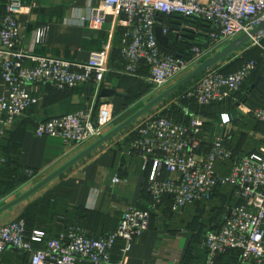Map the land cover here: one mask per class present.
Instances as JSON below:
<instances>
[{
  "label": "built area",
  "instance_id": "obj_1",
  "mask_svg": "<svg viewBox=\"0 0 264 264\" xmlns=\"http://www.w3.org/2000/svg\"><path fill=\"white\" fill-rule=\"evenodd\" d=\"M34 6L35 3L30 8ZM5 7L0 27V77L8 86V94L0 96V174L8 163L3 152L4 137L36 101L28 90L30 84L48 83L60 89L87 83L101 86L111 70L110 44L92 51L87 61L37 55L21 47L18 17L25 10L23 0H5ZM110 15L122 19L126 26L121 48L125 67L121 73L136 76L140 66L145 64L151 88L154 92H162L166 85L185 76L215 50L264 20V0H104L91 7L86 19L91 29L99 30ZM172 15L201 20L208 28L172 25L166 19ZM158 27L167 36L173 32L181 41L186 29L202 33L204 38L193 41L189 49L173 54L161 48L156 36ZM47 36L48 25L37 27V44L46 42ZM263 39L264 31L239 51L260 46ZM26 58L33 65H25ZM225 62L191 79L176 95V100L193 98L201 105L224 101L240 89L258 66V60L253 58L237 70L226 73L222 70ZM162 110L159 103L129 126V133L135 136L131 148L142 157V168L148 173L147 190L153 199L150 208L127 206L117 228L99 237L81 227L70 226L59 236L47 240L44 247L35 245L44 240L42 230L36 229L28 236L25 219H13L0 225V259L7 249L14 248L29 252L32 264L83 261L128 264L124 257L112 258L116 241L123 239V250L127 252L135 238L150 227L151 210H158L164 195L172 196V210L179 212L197 201L210 199L218 185L230 184L236 187L235 195L242 203L230 206L223 224L205 233L202 247L208 251V264H212L217 254L233 248L241 250L243 264H264V136L256 152L243 156L226 174H221L217 170L218 162L232 157V151L225 144L227 135L215 136L205 151L202 145L206 117L192 114L189 122L184 123L162 115ZM249 113L264 121V107L251 108ZM112 121L113 114L106 103L95 116L90 110L81 109L42 120L35 134L62 139L67 153L76 145L98 139ZM230 121L232 118L228 114L222 115L224 126L228 127ZM27 171L30 175L34 173L32 169ZM1 187L0 181V199Z\"/></svg>",
  "mask_w": 264,
  "mask_h": 264
},
{
  "label": "crops",
  "instance_id": "obj_2",
  "mask_svg": "<svg viewBox=\"0 0 264 264\" xmlns=\"http://www.w3.org/2000/svg\"><path fill=\"white\" fill-rule=\"evenodd\" d=\"M103 1L23 0L25 10L18 17L21 26V47L37 55L87 61L92 51L110 44L111 70L101 86L94 83L64 89L48 83H34L28 86L36 101L7 132L3 140V152L13 159V164L0 176L5 188L0 207L30 189L38 180L93 142L76 145L65 153L62 139L36 136L35 128L40 121L81 109L90 110L95 116L99 108L107 103L113 114V121L107 132L131 116L133 112L128 113L130 109H140L138 107L142 99L149 96L151 88L147 80L148 67L141 66L136 76L121 73L125 67L121 48L126 31L122 19L110 15L102 29L89 27L86 18L91 7ZM33 3L35 6L31 9ZM5 12V0H0V27ZM43 25H48L47 41L37 44L35 32L37 27ZM242 53L239 51L235 56ZM24 64L31 66L33 62L26 58ZM256 75V79L252 78V82L257 83L254 90L255 101L264 104V69L260 67ZM102 89H107L110 93L102 96ZM7 94L8 86L0 77V96ZM251 102L253 101L250 99L240 105H247V111L252 107ZM187 109V113L192 110ZM206 117L209 121L202 145L205 151L210 147L212 139L223 133L226 128L217 111ZM254 119L252 114L248 113L242 121L246 124L247 136L253 142L248 146L250 149L256 148L258 139L264 136V127L257 128ZM129 126L40 190L0 213V225L25 215L30 230L44 231L45 239L35 243L36 246L44 247L47 240L57 237L70 226H78L89 234L102 236L117 228L127 206L149 208L153 200L146 188L148 173L142 168V157L131 148L133 136L129 133ZM219 162L222 164L224 161ZM230 166L226 164L223 169L221 165L219 170H229ZM28 169H32L34 173L30 175ZM23 177H26V180L20 182ZM116 177L119 181H115ZM158 210L151 220L150 227L135 238L127 252L124 253L123 250L125 241H116L112 258L118 260L124 257L128 264H208L202 247L204 231L209 225L217 224L222 214L214 217L216 212L211 206L201 208L195 203L169 217ZM0 262L32 264L29 252L14 248L7 249L1 255ZM78 264L92 263L83 261Z\"/></svg>",
  "mask_w": 264,
  "mask_h": 264
},
{
  "label": "trees",
  "instance_id": "obj_3",
  "mask_svg": "<svg viewBox=\"0 0 264 264\" xmlns=\"http://www.w3.org/2000/svg\"><path fill=\"white\" fill-rule=\"evenodd\" d=\"M161 18L164 19L165 17L162 16ZM166 19L172 25L186 24V25H190V26H196L199 29H207L208 28V24H206L205 22H203L201 20L195 19V18H184V17H181L179 15H172V16L166 17ZM193 32L194 31L191 29H186L184 31L182 41L178 40L176 38V35H174L173 32H170L168 35L170 38V41H169L170 48H165L160 44L161 48L163 50L170 52V53H173V54H177L180 50H181L180 52H183L192 46L193 41L196 42V41H199L201 38H204V35L202 33L201 34H199V33L195 34ZM250 52L253 53V55L251 57H249L247 60L243 61L244 60L243 57L237 58L234 61L227 63V65H224V67L222 69L223 72L228 73V72H232V71L237 70L239 67H241L245 62H247L250 59L255 58L258 60V66H257L256 70L254 71L252 76L246 82H244L242 84V86L240 87V89L238 91L233 93L229 98H227L224 101H216V102H213L209 105H201L193 98H184V99H181L179 101V103L181 102V106L183 105V108H189L190 107L195 112L194 114H200V115L205 117V115H209V114L215 112V111L208 112L209 107H211L213 105H217V104L218 105L223 104V103L227 102L228 100H231L236 94H238L241 91V89L246 87L247 91L245 94L246 95L249 94V96L247 97V99L244 97L240 98L241 102H247L248 100L251 99V101H253V102H251V104H252L251 108L264 107V104H261V103L255 101L256 99H255L254 90L257 87V83L252 82V78L256 79V76H257L256 74L258 73L259 68L261 67L262 69H264V48L260 49L257 46H254V47H251V48L243 51V54L248 55ZM141 66H142V68H147V66L145 64H142ZM149 86L151 88L150 84H149ZM183 88H184V85H183ZM183 88L180 87L171 95H174L176 93L178 94ZM263 95H264V92H263ZM161 114L169 116L176 121L184 122V123H188L189 120L191 119V116H192L191 112L186 113V114H184V113L177 114L176 112H173L171 109H166V108L161 111ZM254 121L257 123V128L263 129L264 121H260L257 119L256 120L254 119ZM206 125H207V122H206ZM206 125H205V128H206ZM132 136L133 137H132L131 142H133V140L135 138L134 135H132ZM261 142H262V140L260 141V143L258 142L256 148L250 149V147H248V146H250V144L253 142H252L251 138L248 137L247 135H243L242 137H238V136L237 137H235V136L230 137L228 135L226 137L225 144L232 151V157L230 159L224 161L222 164L220 162H218V164H217L218 172H220L222 174L223 173L226 174L228 172V169L226 171H221V170H219V166L222 165V168L224 169L226 164L228 166L232 165L234 162L240 160L243 156L250 155V154L256 152L258 150ZM208 149H209V147H208ZM6 157L8 159V163L4 166L1 174L4 172V170H6V168L8 166H11L13 164V159L8 157V156H6ZM1 174H0V176H1ZM164 175L167 176V173ZM24 180H26V177L20 178V182L24 181ZM1 184H2V187H1V196H2L5 192V188H4L2 182H1ZM146 188H147V182H146ZM235 190H236L235 186H232L230 184H225V185L221 184L215 188L210 199L195 202V204L199 205L201 208H205L206 206H211L212 210L215 209L216 214L214 217H219L222 214L221 220H219L217 222V224H215V225H209L205 229L204 234L208 230L215 229V228L217 229L223 224L225 216L228 213V208L230 206L242 203V200L240 198L236 197ZM150 196H151V194H150ZM151 198H152V196H151ZM172 203H173L172 196L169 194L164 195L162 197L161 203L158 204V209H159L158 211L161 212L163 215L166 214V216H168V217L177 214L178 211L172 210ZM149 208H150V206H149ZM155 213H156V210H151V220L154 217ZM22 217L26 221L27 235L30 236L34 230H30L28 228V222H27L26 216L23 215ZM40 230H42V229H40ZM91 235H93V234H91ZM97 237H99V236H97ZM44 239H45V237H44ZM203 251L205 253V256L207 257L206 260L208 261V251L205 249H203ZM180 264H185V262H182ZM212 264H243L242 260H241V250L237 249V248H233V249H228L225 252L219 253L214 258Z\"/></svg>",
  "mask_w": 264,
  "mask_h": 264
},
{
  "label": "water",
  "instance_id": "obj_4",
  "mask_svg": "<svg viewBox=\"0 0 264 264\" xmlns=\"http://www.w3.org/2000/svg\"><path fill=\"white\" fill-rule=\"evenodd\" d=\"M262 31H264V20L259 22L255 28L249 30L248 32H244L240 34L233 40L221 46L213 54H211L207 58L200 61L189 73L183 76L180 80H178L176 83H174L173 85H171L170 87H168L167 89H165L164 91L160 92L158 95L150 99L145 105H143L140 109H138L135 113H133L127 119H125L120 124H118L111 130L101 135L98 139L93 141L90 145H88L86 148H84L82 151H80L78 154H76L66 163H64L63 165H61L60 167L52 171L50 174L43 177L40 181L34 184L30 189H28L24 193L18 195L15 199L11 200L10 202L0 207V213L11 208L12 206L16 205L17 203L23 201L24 199L28 198L29 196H31L32 194L40 190L42 187H44L46 184L51 182L54 178L62 174L64 171H66L68 168L73 166L75 163H77L81 159L88 156L91 152H93L95 149H97L102 144L106 143L113 135L118 133L120 130H122L126 126L130 125L137 118H139L142 114H144L148 110L157 106L165 98L170 96L172 93H174L181 86L189 82L191 79L203 73L207 69L221 63L223 60H225L226 58H228L235 52L239 51L241 48L248 45L251 42V40L255 36L259 35ZM156 36H157L159 43L163 47L170 48L169 37L163 34L162 29L160 27L156 28ZM109 93L110 91L107 89H102L101 91L102 96L108 95Z\"/></svg>",
  "mask_w": 264,
  "mask_h": 264
},
{
  "label": "rangeland",
  "instance_id": "obj_5",
  "mask_svg": "<svg viewBox=\"0 0 264 264\" xmlns=\"http://www.w3.org/2000/svg\"><path fill=\"white\" fill-rule=\"evenodd\" d=\"M258 48H264V39L262 40L261 42V45L260 46H257ZM216 51V50H215ZM214 51V52H215ZM213 52V53H214ZM212 53V54H213ZM236 53V52H235ZM235 53L232 54L231 56H229L228 58H226L225 60L223 61H226L225 62V65H227V63H230L232 61H234L235 59L237 58H244L243 61L247 60L249 57H251L253 55V53H249L248 55H245V54H240L238 56H235ZM245 55V56H244ZM222 61V62H223ZM221 62V63H222ZM189 73V72H188ZM182 77L180 78H177L175 79L174 81L170 82L168 85H166L162 91H164L165 89H167L168 87H170L171 85H173L174 83H176L178 80H180ZM188 83V82H187ZM186 83V84H187ZM186 84H184V86H186ZM183 88V86H181ZM247 89L246 87H244L243 89H241V91L236 94L231 100H228L227 102L223 103V104H217V105H213L211 107L208 108V112H213V111H217L218 112V117L220 119V121L222 122V115L223 114H228L231 118H232V121H230V126L228 125V127L225 128V131H223V133H225L227 136L229 135L230 137H242L243 135H248L246 133V124L243 121V118H244V115H247L249 113V110L245 111V107H247V105H244L245 107H243L242 105H240V103H244V102H241V99L242 97L246 98L249 96L246 95ZM161 92V91H160ZM159 91L158 92H154L153 89L151 88V92L148 94L149 96L148 97H145L142 99L141 101V105H139L138 108H141L144 104H146L151 98L155 97L156 95H158L160 93ZM176 94L174 95H171V96H168L167 98H165L161 103H160V106L163 108V109H171L173 112H176L177 114L179 113H184L186 114L187 111H189L188 109L186 110V108H183V105L181 106V102L179 103L178 100H176ZM175 98V100H174ZM245 104V103H244ZM249 106V105H248ZM250 107V106H249ZM190 108V107H189ZM131 113V112H136V108H132L128 111V113ZM191 112V115L194 114L195 112L193 110L190 111ZM189 113V112H188ZM207 115H205L206 117ZM207 118V117H206ZM242 119V120H241ZM209 121V120H207ZM240 124H239V123ZM261 139V137H260ZM260 139L259 140V143H260ZM39 181V180H38Z\"/></svg>",
  "mask_w": 264,
  "mask_h": 264
}]
</instances>
